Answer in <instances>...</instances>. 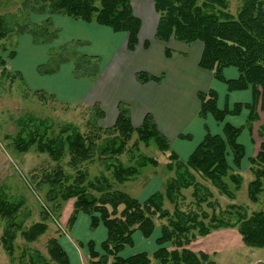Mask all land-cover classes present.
<instances>
[{"label":"trees","instance_id":"1","mask_svg":"<svg viewBox=\"0 0 264 264\" xmlns=\"http://www.w3.org/2000/svg\"><path fill=\"white\" fill-rule=\"evenodd\" d=\"M152 2L159 17L156 39L166 43L175 39L187 45L201 42L203 53L199 62L200 68L211 72L218 81L225 83L230 92L257 90L256 99L251 104L237 103L230 110L219 108L218 94L215 91L198 93L199 117L207 119L211 116L223 126V134H212L206 127L203 141L187 160H182L172 149L168 138L159 130L153 115L147 114L142 125L134 127L130 107L122 103L119 104V115L114 126L106 130L99 126L98 122L104 117V111L97 108L93 113L95 118L90 121L92 130L85 134L73 125L65 126L55 133L48 122L35 117L24 118L23 122H19L20 129L13 144L20 153H27L35 148L55 162H60L66 151L69 153V166L76 170L78 176L73 178L70 174L66 175L65 170L58 165L54 173L46 176V184L54 187L60 185L64 179H73L61 193L63 201L75 199L74 210L68 221L69 228L73 227L79 213L90 217L93 230L100 224L106 228L107 239L101 243L100 250L93 241L87 244L89 264H216L207 252H195L190 245L199 237L204 238L220 227H237L245 245L264 248V206L249 216L243 207L232 204L229 212L232 214L234 210L237 216L233 221L221 220L215 215L210 217L205 212H185L177 204V197H181V192L190 188L195 190L193 196L197 199L198 206L212 197L209 189L201 187L196 177L209 181L221 195L233 201L236 200V192L242 187L243 178L231 167L228 158L230 153L233 166L236 169L241 167L246 158V147L240 141L242 132L245 127L251 130L253 124L259 120V101L260 108L264 111V0H244L236 15L229 10V0ZM24 5L25 9L32 7L34 13L68 16L74 20L110 28L115 33H126L128 49L134 51L138 46L142 22L135 15L131 0H25ZM51 25L50 20H47L44 25L32 24L30 28L25 27L22 31L29 33L35 44H51L59 35V30H51ZM10 33L12 28L0 16V52H8L1 41ZM77 43L82 45L81 42ZM169 53L170 50L166 48V54ZM9 56L14 59L15 50L10 51ZM55 57V54H51L50 60ZM84 58L89 59L85 55ZM94 60L98 61L97 58ZM0 64L3 70L1 81L10 74L3 69L6 63L1 58ZM48 65L49 63L39 66V74L54 73ZM91 66L88 63L83 65L85 74H76L75 77L94 79L99 65H94L96 71L93 74L89 73ZM227 68L237 69L239 77L226 79L224 71ZM163 78L164 74L155 76L145 71L137 74V80L142 84L160 82ZM243 110L248 111L244 127H236L227 122V117L240 116ZM104 133L107 134L106 137ZM116 133L118 134L113 135ZM135 134L138 136L137 140L146 146L154 143L159 152L166 156L167 165L162 167L166 168L169 176L163 191L141 201L122 190H114L110 178L104 173L85 182L88 173L81 169V165L96 159L105 161L112 179L120 185L137 179L149 168H158L160 159L138 154V147L127 149V143ZM258 135L264 138V125L259 128ZM181 138L190 140L191 136L182 135ZM126 153L131 157L124 162L121 157ZM248 162L253 174V180L248 184V198L250 202L257 204L264 195V143L260 152L249 158ZM88 185L98 191L100 196L89 192ZM55 188L48 192V197L52 196ZM199 191L205 192V198L199 197ZM53 197L54 200L55 196ZM166 200L174 205L173 213L165 207ZM208 205L214 206L209 203ZM21 207L22 203L18 200L0 194L2 218L10 221ZM48 215L51 219L55 217L49 210ZM156 219L165 222L162 223L160 236L155 241L158 249L153 255L139 252L124 257V250L135 246L136 232H140L146 239L153 236L157 228ZM11 225L14 227L17 224ZM47 230L48 225L42 222L31 226L24 234L29 241H34ZM14 238L15 234L7 227L2 235V245L9 255L14 252ZM168 244L171 247H167ZM48 254V257L32 255V264H70V259L58 239L48 241Z\"/></svg>","mask_w":264,"mask_h":264},{"label":"rangeland","instance_id":"2","mask_svg":"<svg viewBox=\"0 0 264 264\" xmlns=\"http://www.w3.org/2000/svg\"><path fill=\"white\" fill-rule=\"evenodd\" d=\"M24 1L25 0H0V16H3L12 28V33H10L5 40L1 41V43H3L8 49V52H0V58L3 59L5 63L8 61V65H10L16 58H10V51L15 50L16 52V50L20 47L18 46V37L22 35H29L32 38L29 33L23 32L22 30L25 29V27H31L32 24L44 25L47 20H50V24L52 23L50 26L51 30H59V35L56 40H54L51 44H46V54H48L47 58L49 61L48 68L50 70H54V73L51 72V74L49 73L44 76H51L55 79L63 76L65 79H69L70 81L75 79L86 82L94 81V83H92V87L96 86L97 82L95 83V80L98 79L101 68L105 66V68L110 70L114 61V59H111L108 60V62H102V55L105 56V53L111 52L110 49L113 48V50L116 51L117 56H121V59H123L126 56L124 53L127 54L128 52H136L137 48L140 47V43V48L142 50H146L150 43L144 39L143 36L140 38L142 25L139 34V43L134 51H130L127 47L128 34L115 33L113 31V37L110 38L107 36L110 34L107 29H104L106 36H104L105 40L103 44L99 40L97 42L92 40L88 43H84L83 45L77 43L79 41L69 42L68 39H60L59 36L61 31L53 21L54 17L62 15L34 13L31 10L32 7H28L27 9L23 7ZM202 1L204 0H201V2ZM243 2L244 0H229L230 12L236 15L241 9ZM144 27L145 29L143 34L146 35L150 31V25L145 24ZM115 34H118V40L116 37L117 35ZM143 39L144 41H142ZM51 54L56 55L53 60H50ZM84 55L89 59L84 58ZM94 58H97L98 61H95ZM106 62L107 64H105ZM86 63L92 65L89 67L90 74H93L96 71V66L94 65L96 63L99 65L97 73L92 80L75 77L76 74H85L82 66ZM0 68V72L3 71L2 67ZM3 69H5L10 75L3 77L0 81V194L18 200V202L22 203V207L10 221L0 216V264H32V255L37 254L42 257L49 256L48 241L51 239H58L60 245L62 246V242L64 241L60 238L68 236L70 232L68 221L74 210L73 204L75 199H71L66 202L65 200L63 201L61 197L62 189L66 190L68 185L73 182V179H64L61 183H59L60 185L52 187L46 184V176L54 173V170L58 165L65 170L67 173L66 175L70 174L73 178L77 177L78 173L74 170V168L72 169L71 166H69L70 155L67 151L60 162L53 161L47 154H42L35 148L30 149L27 153L18 152L13 142L20 129L19 122H23L24 118L27 117H35L43 120V122H48V124L52 126V131L55 133H58L65 126L73 125L79 127L81 132L85 134L92 130L90 121H93V118H95L93 113H95L97 108L104 111V105L101 104L96 97L92 98L88 101V103L72 102V100L68 99V97H61L59 93L56 95L55 93L44 90H34L30 88L28 81L21 72L13 70L10 66H5ZM139 72L141 71H136L135 73L136 79ZM123 104L129 105L130 112L132 111L130 104ZM117 112L118 114L116 115V119H110L106 116V112L104 111V117L98 122L99 126L103 130L114 126L119 115V105ZM245 112L248 114L247 110ZM149 113L153 115L151 112H148L145 116ZM239 119L240 117L238 116L235 118V121L239 122ZM263 125L264 122H261L258 128ZM218 126L222 135L223 126L219 123ZM246 128L247 127H245V129ZM117 134L118 133L113 135ZM103 135H105V137L107 136L106 133ZM257 135L254 136L256 140L255 146L251 143L249 145V143L244 140L245 136L243 134L241 135V143H243L246 147V158L242 161L239 169H236L233 166L232 156L229 153L228 161L231 164V167L243 178L242 187L236 192V200L233 201L228 197L221 195L218 189L215 188L209 181L201 180L196 177L197 181L201 183V187L209 189L212 197H209L207 202L198 206L196 204L197 199L193 196L195 191L194 188L183 190L181 192V197H177V204L179 208L185 212H205L209 214L210 217L215 215L221 220L231 219L233 221L237 216H235L234 210H232V214L229 212V206L232 204H237L243 207L249 216H251L253 212L261 210L264 206V195L261 196L260 202L257 204L250 202L248 198V184L251 180H253V174L250 170L248 159L253 157L252 153L254 150L257 151L259 149L260 152L261 145L264 143V140L262 141L261 139H257ZM258 137L260 136L258 135ZM137 138L138 136L135 134L134 137L127 143V149L138 147L140 150L137 152L138 154L160 159L161 163L158 168H149L137 179L120 185L112 179L113 177L111 176L110 171L106 169L105 161L96 159L94 162L84 163L81 165V169L85 171V173H88L85 177V182L87 183L104 173L110 178V183L112 184L114 190H122L123 192H126L141 201H145L152 194L158 191H163L166 180L169 176L168 172L165 170L166 168L164 169V167H162H166L167 165L165 161L166 156L159 152V149L154 143L146 146L143 142L137 140ZM137 143L138 146L136 145ZM130 157V154L126 153L121 157V159L124 162H127ZM170 176L172 177V174ZM231 187H233V184H231ZM52 188H55V191H53L50 199V197H48V192ZM87 189L94 196H100V193L92 188V186L88 185ZM198 193L199 197L205 198V196H203V194L205 195V192L199 191ZM53 196H55L54 200ZM208 203L213 204L214 206L210 207ZM165 207L171 213L174 212V205H172L168 200L165 201ZM48 210L55 215L53 219L49 217ZM42 222L48 225L46 233L39 236L38 239L34 241H29L25 237L24 233L27 232L31 226ZM163 222L165 221L156 219V233L154 232V237L149 240L144 238L140 232H136L134 235L135 246L129 248L127 247L126 251L123 252V256L129 257L139 252H148L150 255H153V253L158 249L155 241L160 236L161 225ZM11 224L17 225L12 227ZM7 227L9 228V231L15 234L14 241L12 242L14 251L13 255H9L2 245V235ZM88 242L85 243V247H87ZM77 246L80 247L79 242L77 243ZM166 246L171 247L169 244ZM62 248L64 249L63 246ZM190 248L195 252H207L211 255L216 264H264V248H253L245 245L237 227H220L214 229L210 235L204 238L199 237L190 245ZM98 250H100V246L98 247ZM87 256H83L84 259L82 264H89V255Z\"/></svg>","mask_w":264,"mask_h":264},{"label":"crops","instance_id":"3","mask_svg":"<svg viewBox=\"0 0 264 264\" xmlns=\"http://www.w3.org/2000/svg\"><path fill=\"white\" fill-rule=\"evenodd\" d=\"M131 4L135 15L142 20L140 38L143 36L150 42L148 48L142 50L140 43L136 52L124 53L126 56L123 59L111 48V52L105 53L106 55H102L101 58L102 62L114 59L113 65L110 70L105 66L101 68L98 79L95 80L96 86L92 87L94 81L77 79L70 81L63 76L55 79L39 74V66L49 63L47 46L35 44L29 35L18 37L20 47L16 50V58L10 65L6 61V66L21 72L30 88L34 90H44L56 95L59 93L61 97H68L72 102L88 103L96 97L104 105L106 116L110 119H116L120 103L130 104L134 127L141 126L145 114L151 112L160 131L170 141L172 149L174 148L173 150L182 160H187L205 138L206 127L212 134H221L218 123L211 116L207 119L199 117L198 93L215 91L218 94L219 108L230 110L237 103L251 104L256 99L257 90L230 92L225 83L218 81L211 72L199 67L203 53L201 42L187 45L175 39H171L168 43L157 40L155 34L159 17L152 0H131ZM53 21L61 31L60 39L65 38L69 42L79 41L83 45L92 40L96 42L99 40L103 44L106 29L110 33L107 36L113 37L110 28L97 24H88L62 16L54 17ZM145 24L150 25V31L146 34L148 36L143 34ZM115 35L118 40V34ZM166 48L171 53L166 54ZM142 70L157 76L164 74V78L160 82L141 84L135 78V73ZM224 75L226 79L239 77L235 68L225 69ZM260 105L259 101V120L253 124L251 130L244 129L242 133L249 145L251 143L255 146L254 136L257 135L260 123L264 122V111L261 110ZM245 111L243 110L242 115L239 116V122L235 121L238 116L227 117V122L236 127L244 126L248 116ZM182 135H189L191 139L181 138ZM257 139L264 140L258 135ZM258 152L259 149L254 150L252 156H256ZM90 226V217L79 213L68 236L60 238L64 241L62 246L70 257L71 264H82L83 256L89 255L85 247L86 242L93 241L99 247L107 239V230L103 225L100 224L94 230ZM78 242L80 247L77 246Z\"/></svg>","mask_w":264,"mask_h":264}]
</instances>
